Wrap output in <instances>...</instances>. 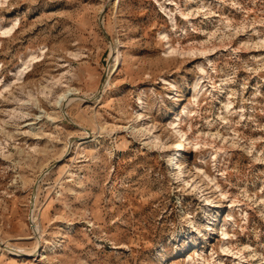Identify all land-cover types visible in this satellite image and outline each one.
Masks as SVG:
<instances>
[{"label":"rangeland","instance_id":"obj_1","mask_svg":"<svg viewBox=\"0 0 264 264\" xmlns=\"http://www.w3.org/2000/svg\"><path fill=\"white\" fill-rule=\"evenodd\" d=\"M0 264H264V0H0Z\"/></svg>","mask_w":264,"mask_h":264},{"label":"bare ground","instance_id":"obj_2","mask_svg":"<svg viewBox=\"0 0 264 264\" xmlns=\"http://www.w3.org/2000/svg\"><path fill=\"white\" fill-rule=\"evenodd\" d=\"M118 58V55L113 57V61H116ZM177 136V135H176ZM183 138V134H179V140L175 143V151H178L177 154L175 155V157H173V159H175L179 154L182 153L184 146L183 143L181 142V139ZM184 139V138H183ZM177 140V139H176ZM183 141V140H182ZM175 151H173V154L175 153ZM178 162V160H177ZM177 162L175 163V166L177 167L178 170H180V165L177 164ZM182 172V171H181ZM24 254V253H23Z\"/></svg>","mask_w":264,"mask_h":264}]
</instances>
